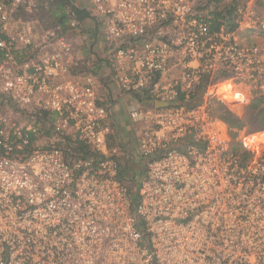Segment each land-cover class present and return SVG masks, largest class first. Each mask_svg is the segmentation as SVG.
Returning <instances> with one entry per match:
<instances>
[{
  "label": "built area",
  "instance_id": "built-area-1",
  "mask_svg": "<svg viewBox=\"0 0 264 264\" xmlns=\"http://www.w3.org/2000/svg\"><path fill=\"white\" fill-rule=\"evenodd\" d=\"M36 1L0 0V264H264V143L230 137L212 112L264 96V46L240 39L264 29V0L218 25L206 0L71 1L102 33L117 91L142 94L133 207L96 76L77 72L83 22L63 30L53 1L37 44L17 18Z\"/></svg>",
  "mask_w": 264,
  "mask_h": 264
},
{
  "label": "rangeland",
  "instance_id": "rangeland-1",
  "mask_svg": "<svg viewBox=\"0 0 264 264\" xmlns=\"http://www.w3.org/2000/svg\"><path fill=\"white\" fill-rule=\"evenodd\" d=\"M54 2L52 9H58L59 0H37V9H19L17 13V18L20 22H31L35 32L36 43L40 44L43 30L51 27L52 17L49 12L46 11L47 7H51V3ZM73 3L76 0H70ZM83 1V0H82ZM205 0H200L203 2ZM229 0H224L220 4L209 5L208 8L204 9L205 12L212 11L216 8H220L223 3H228ZM44 9H42V7ZM259 18L264 22V11H259ZM262 28L241 31L240 39L246 42H255L264 46V32ZM71 41L75 45L74 49L79 50V56L83 59V69H78V73L90 72L96 76L97 81L104 85L106 90L105 94L102 89L98 92L101 102L107 108L108 113V125L110 127L111 133L109 134V140L118 145V142L124 144L123 147L119 146L120 160L133 158L137 166L139 167L142 161L139 157L137 150V138L135 135V124H132L129 119V111L138 106L139 98L136 95L121 93L112 87V80L106 69L108 68V62L105 59L106 50L102 42V33L98 29L93 30V22L90 19L83 21L82 26L77 31H73L71 34ZM106 72V73H105ZM105 73V74H104ZM76 74V73H75ZM237 100L233 98V101ZM8 103V102H7ZM3 98L0 96V113L9 114V108L5 105ZM230 111H232L239 119L243 121V126L240 130L234 129L237 134H254L260 130L259 127L250 119V108L248 105H241L239 102L234 101L233 105H226ZM229 135L233 138L231 129H229ZM116 142V143H114ZM127 148V152L124 149ZM141 177V175H139Z\"/></svg>",
  "mask_w": 264,
  "mask_h": 264
},
{
  "label": "trees",
  "instance_id": "trees-1",
  "mask_svg": "<svg viewBox=\"0 0 264 264\" xmlns=\"http://www.w3.org/2000/svg\"><path fill=\"white\" fill-rule=\"evenodd\" d=\"M223 1L224 0H206L201 9L204 10L208 8L209 5H217L222 3ZM229 1L230 2L228 3H223V5L218 9L215 8L213 11L212 9L211 11H207V13L211 15V17L215 21V25L219 24V20L222 17H231L233 15L240 0ZM53 14H55V22L58 25H61L63 30L68 28L67 21H69L70 18H75L81 23L87 18H89V13L87 11L78 8L70 0H60L58 4V9ZM262 32H264V29L262 30ZM249 108L250 119H252V121L257 125V127H259L260 130H264V96L254 94L252 99L250 100ZM212 112L214 116H216L222 122L228 125V127L231 129V133L234 138V136L236 135L234 129L240 130L243 126V121L239 119L232 111H230V109L222 102H217L216 105H213ZM69 141L70 139L67 140V142ZM121 143L122 142H118V145L123 147L124 144ZM109 144L115 145L111 141H109ZM234 149L240 152L241 156H246L245 152L240 151L238 144L234 143ZM124 151L127 152V148L124 149ZM139 164L140 166L138 167L136 161L131 157H129L128 159L124 158L122 160H119V179L125 183L129 190V193L132 198V207L136 203L137 186L140 177L139 175H142L143 173V167L141 163Z\"/></svg>",
  "mask_w": 264,
  "mask_h": 264
},
{
  "label": "crops",
  "instance_id": "crops-1",
  "mask_svg": "<svg viewBox=\"0 0 264 264\" xmlns=\"http://www.w3.org/2000/svg\"><path fill=\"white\" fill-rule=\"evenodd\" d=\"M86 20H87V19H86ZM106 71L108 72L109 69L107 68ZM109 72H110V71H109ZM109 72H108V74H109V76L111 77V80H112V79H113V78H112V75H111V73H109ZM105 73H106V72H105ZM105 73H104V74H105ZM173 73H174V72H173ZM165 79H166L167 81L172 80V79H173V75H172V74L167 75V76L165 77ZM113 88H114L115 90H117V89L115 88V84H114V82H113V80H112V87H111V89H113ZM100 89H102L103 93L105 94L106 90H105V88H104V85L100 84L99 81H97V87H96V90L100 92ZM97 94H98V92H97ZM133 95H136V96L139 98V100L136 101V102H139V101L141 100L142 94H133ZM240 104L243 105L244 102H243V103H240ZM218 119H219V118H218ZM219 120H220V119H219ZM220 123H221V128H222V130L225 131V133L229 134V129H230V128L228 127V125L225 124L224 122H222L221 120H220Z\"/></svg>",
  "mask_w": 264,
  "mask_h": 264
},
{
  "label": "bare ground",
  "instance_id": "bare-ground-1",
  "mask_svg": "<svg viewBox=\"0 0 264 264\" xmlns=\"http://www.w3.org/2000/svg\"><path fill=\"white\" fill-rule=\"evenodd\" d=\"M225 87H227V85H225ZM226 97H238V96H226ZM237 100H234L236 101L237 103H243L242 102V99H238L236 98ZM251 142V143H250ZM245 143L247 146L251 147V148H259L260 147V143H264V132H260V133H257V134H252L250 137H247L245 138Z\"/></svg>",
  "mask_w": 264,
  "mask_h": 264
},
{
  "label": "clouds",
  "instance_id": "clouds-1",
  "mask_svg": "<svg viewBox=\"0 0 264 264\" xmlns=\"http://www.w3.org/2000/svg\"><path fill=\"white\" fill-rule=\"evenodd\" d=\"M229 99H233V98H238V99H243L242 96H238V97H228ZM251 143V142H250Z\"/></svg>",
  "mask_w": 264,
  "mask_h": 264
},
{
  "label": "water",
  "instance_id": "water-1",
  "mask_svg": "<svg viewBox=\"0 0 264 264\" xmlns=\"http://www.w3.org/2000/svg\"><path fill=\"white\" fill-rule=\"evenodd\" d=\"M156 106H165V105H161V103H160V105L157 104Z\"/></svg>",
  "mask_w": 264,
  "mask_h": 264
}]
</instances>
